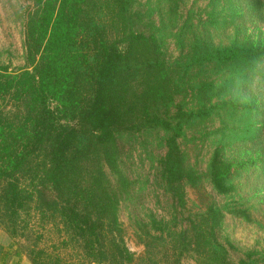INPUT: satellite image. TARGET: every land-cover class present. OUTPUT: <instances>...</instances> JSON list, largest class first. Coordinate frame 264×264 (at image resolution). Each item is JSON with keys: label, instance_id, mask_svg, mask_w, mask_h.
Wrapping results in <instances>:
<instances>
[{"label": "trees", "instance_id": "obj_1", "mask_svg": "<svg viewBox=\"0 0 264 264\" xmlns=\"http://www.w3.org/2000/svg\"><path fill=\"white\" fill-rule=\"evenodd\" d=\"M36 1L39 13L29 23L27 43L28 54L40 56L39 66L15 71L0 61V228L12 238L20 212L35 208L60 229L62 243L81 245L86 264H131L118 216L120 195L128 196L132 184L121 168L120 135L168 132L161 170L181 213L186 185H197L200 176L179 139L188 127L209 120L211 111H189L175 103L177 94L197 79L210 101L219 71L233 66L237 77L245 76L264 58V47L248 39L221 49L202 43L170 63L155 35L111 37L108 19L119 0ZM21 104L24 114L10 108ZM222 151L218 147L212 155L209 178L218 194L230 197L237 190V168L247 163L234 164ZM48 189L57 200L46 198ZM228 212L251 219L245 201H233ZM223 218L215 204L181 221L176 215L151 218L149 228H139L145 254L173 247L177 264H264V253L254 250L231 261L219 239ZM15 253L23 254L19 247ZM30 255L32 264H42ZM42 262L50 264L47 258Z\"/></svg>", "mask_w": 264, "mask_h": 264}, {"label": "rangeland", "instance_id": "obj_2", "mask_svg": "<svg viewBox=\"0 0 264 264\" xmlns=\"http://www.w3.org/2000/svg\"><path fill=\"white\" fill-rule=\"evenodd\" d=\"M113 9L108 19L111 37L155 35L170 63L202 43L204 48L221 49L233 43L242 45L248 39L264 47V0H119ZM38 13L36 0H0V61L11 70L35 71L40 64V56L28 54L27 43L29 23ZM237 73L233 66L219 71L213 78L215 94L210 101L203 99L197 79L176 96L175 103H183L189 111H211L209 120L188 127L179 139L187 163L200 176L197 185H186L187 207L181 213L161 170L168 132L120 135L121 168L132 184L128 196L120 195L118 216L125 244L133 255L131 264H177L173 247L145 254L139 228H149L148 221L154 217L170 219L176 215L181 221L203 214L212 204L224 210L219 239L229 247L231 261H239L249 250L264 253V58L247 69L245 76L239 78ZM10 108L21 114L27 110L24 104ZM218 147L232 163H247L237 168V190L230 197L218 194L209 178L211 158ZM101 157L98 153L99 160ZM101 164L111 184L116 185L115 176L104 162ZM25 180L30 185L31 181ZM36 184L42 187L39 181ZM44 192L48 200L58 199L54 190ZM233 201L246 202L250 220L228 212ZM5 221L10 224L12 218ZM16 226L18 231L12 238L30 260L32 252L42 264L45 258L50 264H86L81 245L62 243L60 229L35 208L21 211Z\"/></svg>", "mask_w": 264, "mask_h": 264}, {"label": "crops", "instance_id": "obj_3", "mask_svg": "<svg viewBox=\"0 0 264 264\" xmlns=\"http://www.w3.org/2000/svg\"><path fill=\"white\" fill-rule=\"evenodd\" d=\"M17 250L14 239L0 228V264H32L25 254L17 255Z\"/></svg>", "mask_w": 264, "mask_h": 264}]
</instances>
